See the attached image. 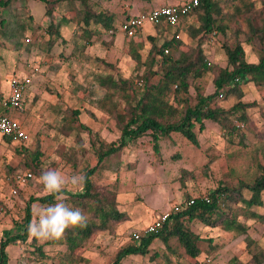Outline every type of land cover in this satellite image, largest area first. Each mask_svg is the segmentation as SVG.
Listing matches in <instances>:
<instances>
[{
	"label": "rangeland",
	"instance_id": "1",
	"mask_svg": "<svg viewBox=\"0 0 264 264\" xmlns=\"http://www.w3.org/2000/svg\"><path fill=\"white\" fill-rule=\"evenodd\" d=\"M180 1L90 0L89 5L97 13L103 11L113 15L117 28L131 17L133 8L142 6L138 9L143 13L158 5ZM252 1L256 7H262L260 0ZM81 9L79 4H62L51 16H46L43 4L27 0L23 4L15 2L11 9L1 13L0 18L7 19L8 25L5 33L0 35V113L8 114L4 111L3 101L11 93V78L29 77L31 84L25 91L26 98L23 96L21 108L11 109V115L26 132L25 140L10 145L0 137V240L5 233L13 230L15 224L21 225L30 197L47 195L39 180L43 171L54 169L68 178L84 175L96 164L92 144L98 148L99 143H118L120 131L115 120L97 105L106 91L99 87L96 77L111 74L116 79L139 83L149 64L151 43L146 37L152 32L150 24H145L142 33L132 39L117 31L113 42L111 36L104 33L89 38L79 25L77 12ZM63 19L67 22L64 23ZM194 23L192 17L180 24L177 37L183 43V51L197 46L187 28ZM22 25L26 30L20 33ZM50 25L60 27L59 38L47 34L46 29ZM93 28L91 25L90 29ZM175 31L177 28H173L171 33ZM11 34L16 37L9 36ZM161 37L156 36V44L161 45ZM54 39V45L50 46ZM130 40L141 56V65H136L129 55ZM241 40L246 62L257 63V49L246 43L243 36ZM222 41L221 36H214L205 40L202 48L211 63L225 67ZM100 61L112 65L114 69L106 68ZM156 69L154 66L151 70ZM158 78L159 75L151 77L148 86L157 83ZM196 87L205 96L212 94V77L206 75L194 82L188 95L192 105L195 103ZM132 90H129V95H134L137 100L142 94L141 88L133 87ZM243 91L242 101L253 105L248 109L251 127L247 131L246 147L228 143L218 126L211 122L205 123L202 132L195 127L197 146L179 134L161 139L157 148L148 135L131 142L110 157L105 169L92 177L99 189L117 190L118 209L128 215V221L116 225L113 233L92 237L73 253L67 245L59 242L41 243L37 240L33 246V238L29 236L26 242L7 248L9 264H111L120 249L135 244L132 239L134 233L145 229L173 205L182 203L187 197L203 196L220 185L237 187L239 182L252 183L259 174V168L264 166V89L261 91L248 84ZM168 99L176 105L173 96ZM236 102L235 97H230L219 102L218 106L227 110ZM123 106L124 102L120 112ZM67 108L80 110V120L90 130V133H80L81 141H76L74 133L65 136L59 132L61 113ZM37 144L42 156L33 161L32 153L37 150ZM31 165L36 168H31ZM27 173L31 174V178L24 184L12 182L14 175ZM82 188L69 183L65 190L78 193ZM65 203L71 206L69 202ZM39 206L42 205H31L32 221L38 218ZM241 220L247 225L248 236L255 243L251 248L247 247L244 235L225 233L193 222L190 227L202 240L199 243L200 264H249L255 247L264 252V223ZM169 245L171 252L165 251L162 243L155 240L148 255L125 258L122 264H190L175 239H171ZM37 246L42 247L43 256L35 251ZM154 253L161 256L151 260Z\"/></svg>",
	"mask_w": 264,
	"mask_h": 264
},
{
	"label": "trees",
	"instance_id": "2",
	"mask_svg": "<svg viewBox=\"0 0 264 264\" xmlns=\"http://www.w3.org/2000/svg\"><path fill=\"white\" fill-rule=\"evenodd\" d=\"M26 1L0 0V16L2 11L11 9L13 3L23 4ZM31 1L43 4L46 7V16H51L62 4H79L82 9L77 12V17L83 34L90 38L92 35L99 36L104 33L111 36V42L115 40L117 28L114 26L113 15L103 11L95 12L89 5L90 0ZM137 1L149 2L150 0ZM260 1L261 8L256 7L252 0H200L199 6L185 18L195 19V23L187 28L189 36L197 41L196 47L186 51L181 49L183 43L177 37L180 25L176 27L177 31L174 33H171L173 29L171 26L155 25V34L146 37L151 43L148 53L149 64L146 65V71L139 83L116 79L111 74L96 77L99 87L106 91V94L97 101V105L102 112L115 120L120 137L118 143L108 145L99 143L98 148L92 144L96 164L84 173L86 181L82 190L78 193L64 190L63 195L68 198L66 201L72 207L82 209L86 214V225L66 230L63 239L58 241L67 245L70 252L79 250L86 241L98 234L113 233L116 225L128 221V215L118 209L117 190L99 189L92 177L105 169V163L110 157L119 153L131 142L148 135L154 147L157 148L161 139L171 134H179L190 144L197 146L195 127L197 126L199 132H202L205 130V123L211 122L218 126L228 143L246 147L247 131L251 127L248 109L253 105L242 101L243 89L248 84H253L261 91L264 89V0ZM63 22L67 21L63 19ZM7 25L8 20L1 17L0 35L5 33ZM91 25L94 26L93 29H90ZM59 28L50 25L46 32L50 36L59 38ZM25 30L24 25L20 26V33ZM111 31L113 34H110ZM140 32L141 29L135 36L125 37L132 39L139 36ZM158 35L163 36L161 45L156 44L155 41ZM9 36L16 37L15 34ZM214 36L223 38L221 48L226 57L225 67L211 63L203 51L204 41ZM242 36L246 43L257 49L259 53L257 63L246 62ZM54 42L55 39L49 45L53 46ZM89 42H87L88 45ZM132 43L130 40L129 55L136 65H141V56L133 48ZM165 50L168 51L167 54ZM176 53L177 57H175ZM100 62L106 68L114 69L112 65ZM154 66L158 69L152 71ZM155 75H159L157 83L149 87L148 82ZM206 75L212 77L213 93L205 96L196 87L195 103L192 105L188 99L189 90L195 81ZM133 87H139L142 91L137 100L134 95H129V90L131 91ZM169 96H173V102L176 105L169 102ZM230 97H235L237 100L231 108L226 110L218 106L219 102ZM122 102L125 106L120 112ZM80 115L81 111L78 109H64L61 113L62 125L59 132L65 136L74 133L76 141H81L80 133L84 131L90 133V130L81 122ZM0 116H7V114H0ZM1 138L10 145L13 143L10 137ZM38 149L39 144H37V150L32 153L33 161H38L42 156ZM32 166L36 168L34 165H31V168ZM14 181L15 175L12 177V182ZM190 199L192 198L187 197L182 203ZM55 202L53 195L29 198L21 225L15 224L13 230L5 233L0 240V264H9L7 254L9 246L18 242L24 243L29 238L28 228L32 221L31 205L39 203L46 206ZM237 209L242 212H238ZM261 209L263 211H259ZM241 219L264 223V166L259 168V174L252 183L239 182L237 187L220 185L205 195L195 198L192 206L185 207L180 213L172 216L158 232L143 236L134 245L120 249L111 264H122L125 258L131 256L148 255L150 246L155 240L162 243L165 251L171 252L169 247L171 239L178 242L190 264H200L199 243L202 240L190 227L195 221L207 228L244 235L247 247L251 248L255 243L248 236L249 229ZM36 244L37 240L33 238L32 245ZM255 249L249 264H264V252L256 247ZM35 251L43 256L41 246H37ZM160 256L159 253H154L150 259L155 260Z\"/></svg>",
	"mask_w": 264,
	"mask_h": 264
},
{
	"label": "built area",
	"instance_id": "3",
	"mask_svg": "<svg viewBox=\"0 0 264 264\" xmlns=\"http://www.w3.org/2000/svg\"><path fill=\"white\" fill-rule=\"evenodd\" d=\"M200 0H183L181 3L175 5H164L146 12L140 13L136 16L129 17L119 24L117 32H120L126 37H133L139 29H142L145 24L168 25L176 28L180 23L192 13L198 6ZM110 34H113L111 31ZM166 54L167 50L164 51ZM31 84L29 77L11 78L10 90L11 93L7 99L3 101V107L6 109H20L23 101V96L28 86ZM0 137H10L12 142H22L26 138L21 124L8 116H0ZM31 178V174L15 175V181L19 184H24ZM15 194V191L13 192ZM195 198H192L185 203L175 204L168 211H164L145 229L132 235L134 242L139 241L143 236L158 232L165 223H167L172 216L180 213L185 207H190L194 204Z\"/></svg>",
	"mask_w": 264,
	"mask_h": 264
},
{
	"label": "clouds",
	"instance_id": "4",
	"mask_svg": "<svg viewBox=\"0 0 264 264\" xmlns=\"http://www.w3.org/2000/svg\"><path fill=\"white\" fill-rule=\"evenodd\" d=\"M39 180L45 194L53 195L56 202L38 207V218L33 220L28 228L32 238L41 243L58 242L63 239L66 230L86 225L85 212L65 203L68 198L63 195L69 183L82 188L86 181L84 175L68 178L57 170L48 169L42 172Z\"/></svg>",
	"mask_w": 264,
	"mask_h": 264
},
{
	"label": "crops",
	"instance_id": "5",
	"mask_svg": "<svg viewBox=\"0 0 264 264\" xmlns=\"http://www.w3.org/2000/svg\"><path fill=\"white\" fill-rule=\"evenodd\" d=\"M183 0H181L180 2H178V3H181ZM141 3V2H140ZM178 3H173V4H168V5H175V4H178ZM161 6H164V5H161ZM157 7H160V5H158ZM157 7H155V8H157ZM138 8H142V6H140V7H138ZM138 8H133V9H131V17L132 16H136V15H138V14H140V12L142 11V10H139ZM152 9H154V8H152ZM185 20V19H184ZM183 20V21H184ZM182 21V22H183ZM181 22V23H182ZM151 26V25H150ZM154 26H151V30H150V34L149 35H153L154 33H153V30H154V28H153ZM142 31H143V28L141 29V32L139 33V35L142 33ZM148 36V35H147ZM24 97L26 98V96L24 95ZM8 111V114H7V116L8 117H10V118H12V119H14V120H17V119H15V118H13V116L11 115V111L12 110H7ZM1 114V113H0ZM18 121V120H17ZM19 122V121H18ZM20 123V122H19ZM24 130V129H23ZM24 132H25V130H24ZM26 133V132H25ZM5 142V141H4Z\"/></svg>",
	"mask_w": 264,
	"mask_h": 264
}]
</instances>
